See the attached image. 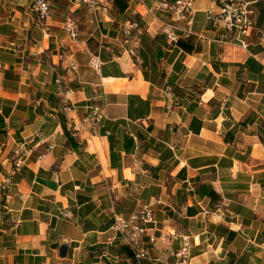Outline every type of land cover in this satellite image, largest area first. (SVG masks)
<instances>
[{"label": "crops", "instance_id": "obj_1", "mask_svg": "<svg viewBox=\"0 0 264 264\" xmlns=\"http://www.w3.org/2000/svg\"><path fill=\"white\" fill-rule=\"evenodd\" d=\"M103 2L108 13L51 0L43 34L31 0H0V264H176L184 236L189 264H264L262 31L243 37L245 48L208 26L209 0H198L194 35L174 46L148 12L155 0ZM128 21L141 24L131 37ZM55 72L78 119L106 106L94 136L61 111ZM20 143L33 153L14 172ZM145 207L149 234L169 237L138 263L114 216Z\"/></svg>", "mask_w": 264, "mask_h": 264}, {"label": "built area", "instance_id": "obj_2", "mask_svg": "<svg viewBox=\"0 0 264 264\" xmlns=\"http://www.w3.org/2000/svg\"><path fill=\"white\" fill-rule=\"evenodd\" d=\"M33 7L37 12V24L41 28L43 34H46V21L51 12V0H31ZM143 3V0H141ZM198 0H155L153 6L148 10L149 14L154 16L160 23V28L167 41L177 46L182 39H188L194 35L193 23L195 19L194 5ZM86 6L93 11H101L108 13L109 7L103 0H84ZM210 6L206 10V21L208 26L217 29L223 28L233 34L236 42L246 48L243 37L250 35L256 27V15L260 0H209ZM139 21L126 22L121 33L126 37H131L132 31L140 29ZM65 31L72 41H77L79 37V29L73 22L65 25ZM11 48H16L14 43L10 44ZM129 53L136 56L134 49ZM66 59L64 51L59 54V60L63 62ZM90 67L96 72H100L102 62L99 56H93L89 63ZM1 67V66H0ZM69 69L75 71V65H70ZM56 95L60 101V108L69 118L73 125V130L77 133L87 132L94 136L102 123L108 119V112L105 105L91 104L85 106L86 114L83 118L78 119L80 107L72 101V90L67 86L63 76L59 72H55ZM77 120V122H76ZM42 143L48 144V150L54 148L51 139H45L37 135ZM32 149H28L26 143H20L14 152L15 160L13 163V171L18 172L28 158L32 155ZM42 157H39L41 159ZM11 180L7 179L2 185L7 202L9 195L8 190ZM155 223V215L150 207H145L141 211L131 214L129 217L121 215L114 216L113 230L122 239V241L131 248L136 262L149 258L147 245H156L160 240L167 242L168 235L161 233L159 238L149 234V226ZM148 237V242L145 238ZM176 264H189L191 260V242L190 237H182V248L176 253Z\"/></svg>", "mask_w": 264, "mask_h": 264}, {"label": "rangeland", "instance_id": "obj_3", "mask_svg": "<svg viewBox=\"0 0 264 264\" xmlns=\"http://www.w3.org/2000/svg\"><path fill=\"white\" fill-rule=\"evenodd\" d=\"M256 28L260 29L264 35V0H260L257 9Z\"/></svg>", "mask_w": 264, "mask_h": 264}, {"label": "water", "instance_id": "obj_4", "mask_svg": "<svg viewBox=\"0 0 264 264\" xmlns=\"http://www.w3.org/2000/svg\"><path fill=\"white\" fill-rule=\"evenodd\" d=\"M66 251V247L65 248H63V252H65Z\"/></svg>", "mask_w": 264, "mask_h": 264}]
</instances>
